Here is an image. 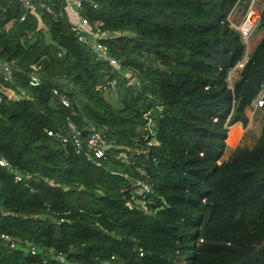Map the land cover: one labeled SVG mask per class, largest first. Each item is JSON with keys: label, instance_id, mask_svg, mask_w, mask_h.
I'll return each instance as SVG.
<instances>
[{"label": "trees", "instance_id": "obj_1", "mask_svg": "<svg viewBox=\"0 0 264 264\" xmlns=\"http://www.w3.org/2000/svg\"><path fill=\"white\" fill-rule=\"evenodd\" d=\"M240 2L83 0L92 25L119 32L106 44L138 79L130 88L68 19L40 10L37 30L19 0H0V60L15 62L13 83L0 74V89L29 97H2L0 156L34 177L15 183L0 167V234L17 242L12 251L0 242V264H35L47 246L81 264H264V116L254 142L223 157L228 127H247L245 109L264 82V34L227 81L246 52L228 21ZM256 28L264 30V6ZM32 66L38 86L29 84ZM67 121L101 129L99 166L61 142ZM137 179L151 189L146 210L125 205L140 197ZM25 242L36 256L24 254Z\"/></svg>", "mask_w": 264, "mask_h": 264}, {"label": "built area", "instance_id": "obj_2", "mask_svg": "<svg viewBox=\"0 0 264 264\" xmlns=\"http://www.w3.org/2000/svg\"><path fill=\"white\" fill-rule=\"evenodd\" d=\"M26 14L31 15L37 22V30H44V22L42 19L43 10L47 16L54 20L68 19L70 22V31L74 34L77 40L89 46L91 50L95 53V56L99 60H103L107 63L110 69L120 75H122L126 81L127 87L134 88L139 86L138 79L128 70H123L120 65V60L109 55L108 47L106 42L119 36L118 31H113L109 29H102L99 26L92 25L86 17L82 15L83 0H19ZM4 9V8H3ZM233 11V10H232ZM230 12V14L232 13ZM21 16L20 20H24L25 15ZM228 15V17L230 16ZM229 21V20H228ZM230 22V21H229ZM9 24V23H8ZM230 25L238 29L245 40L248 34L252 31L254 24L252 23L247 30L244 32L241 29V24L235 26L230 22ZM6 27V26H5ZM248 54L245 53L243 58L238 61L235 66L228 72L227 81L232 83V80L237 77L238 69H241L247 61ZM14 60H0V74L2 81L6 84L13 83V68ZM33 67V71L28 74L29 84L31 86H38L40 84L39 75L36 73V67ZM0 102L2 97L6 96L8 100H18L21 98H29L23 90H11L9 88L0 89ZM52 93L58 96L62 105L67 106L69 100L64 92H61L58 87L52 88ZM264 108V82L251 101V103L246 107V111L253 114L257 109ZM149 123L147 122L145 128H148ZM64 133L60 135V140L63 144L71 142L76 153H83L87 160L91 163L99 166L101 159L105 157L106 145L103 141L102 131L96 124H88L82 128H78L71 121H67L66 125L63 126ZM48 135H52L51 131L47 132ZM145 140L147 136L143 137ZM148 140V139H147ZM155 140H148L146 142L147 146L155 144ZM0 167L5 168L8 172L12 173L13 181L15 183H25L28 184L34 177L31 173L27 171H20L12 167V165L2 156H0ZM133 187L135 192L140 195L136 197L134 194L125 200V205L132 209L134 207L142 210H146V200L145 196L151 191L150 186L139 179L133 182ZM126 189H123L125 191ZM0 242L2 246L9 251L16 248L17 242L8 234H0ZM25 255L36 256L38 254L37 246L31 242H25L24 244ZM133 251L138 257L144 256V249L140 246L133 248ZM114 259V256H111ZM81 264L74 262L67 258L66 254L56 249L53 246H47L44 248V256L41 260L37 261L35 264Z\"/></svg>", "mask_w": 264, "mask_h": 264}, {"label": "rangeland", "instance_id": "obj_3", "mask_svg": "<svg viewBox=\"0 0 264 264\" xmlns=\"http://www.w3.org/2000/svg\"><path fill=\"white\" fill-rule=\"evenodd\" d=\"M245 6H247V9H245ZM263 6H264V0H241L240 4L233 9L232 13L228 17V20L233 25L239 26L241 24V29L244 32H247V30L249 29L252 23L254 24L252 31L248 34L247 38L244 40L246 44L245 53L247 54L250 53V51L253 49V47L256 45V43L264 34V30H258L256 28V24L259 19V14ZM249 114L252 116L250 112ZM232 136L228 141L230 144H234L236 141L235 132H233ZM229 152H230V148H227L224 152L223 157H225L226 154Z\"/></svg>", "mask_w": 264, "mask_h": 264}, {"label": "crops", "instance_id": "obj_4", "mask_svg": "<svg viewBox=\"0 0 264 264\" xmlns=\"http://www.w3.org/2000/svg\"><path fill=\"white\" fill-rule=\"evenodd\" d=\"M245 114L248 117V125L246 128H243L241 126V123H239V122L228 127L227 137L225 140L226 149L230 148V150H231L239 144L251 145L254 142V140L259 136V134L261 132L262 120H263V116H264V108L263 109H257L252 114V116L246 110H245ZM230 129H234L233 132H235V134H236V141L234 144H230L228 142L230 139L227 140L228 135L230 133ZM247 131H248V134H247ZM232 135H233V133H232ZM228 154L229 153H227L224 158H226L228 156Z\"/></svg>", "mask_w": 264, "mask_h": 264}, {"label": "bare ground", "instance_id": "obj_5", "mask_svg": "<svg viewBox=\"0 0 264 264\" xmlns=\"http://www.w3.org/2000/svg\"><path fill=\"white\" fill-rule=\"evenodd\" d=\"M250 9V8H249ZM248 14V13H247Z\"/></svg>", "mask_w": 264, "mask_h": 264}]
</instances>
